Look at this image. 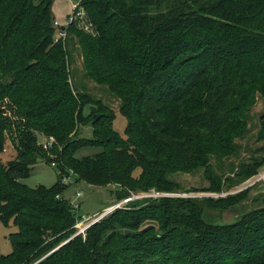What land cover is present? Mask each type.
<instances>
[{
	"label": "trees",
	"instance_id": "trees-1",
	"mask_svg": "<svg viewBox=\"0 0 264 264\" xmlns=\"http://www.w3.org/2000/svg\"><path fill=\"white\" fill-rule=\"evenodd\" d=\"M52 4L0 0V153L7 140L17 152L0 158V222L16 228L0 264H264V206L232 224L204 216L206 208L238 207L250 189L133 200L76 235L82 219L62 184L74 175L115 185L122 201L182 191L170 176L204 169L210 187L185 192H224L212 158L238 154L236 141L258 94L264 98V0H80L90 29L70 19L65 40ZM68 42L79 45L84 75L120 101L124 138L115 110L73 86ZM88 126L93 136L85 139ZM49 137L56 142L45 151ZM85 146L104 152L77 160ZM41 159L55 161L60 176L31 189L22 180ZM262 168L264 157L254 158L235 176L247 181Z\"/></svg>",
	"mask_w": 264,
	"mask_h": 264
},
{
	"label": "rangeland",
	"instance_id": "rangeland-1",
	"mask_svg": "<svg viewBox=\"0 0 264 264\" xmlns=\"http://www.w3.org/2000/svg\"><path fill=\"white\" fill-rule=\"evenodd\" d=\"M42 1L43 0H35V3L39 4ZM79 3L80 0H53L51 11L53 12L54 21L58 22L60 28L68 27L70 22L69 20L72 19L78 22V27H83L89 31L90 27L87 26V22L85 20V11L82 9L77 10ZM74 5L76 6L75 10ZM68 51L70 54L69 58L71 60L70 69L73 86L77 91L79 90L92 95L94 99H101L105 105L110 106L115 110L116 119L114 120V128L120 136L124 138L128 122L119 111L120 101L113 94L107 91L105 89L106 87L102 88L96 85L95 82L93 83L84 75V61L82 59L79 45L75 46L74 43L68 42ZM87 113H90V108H87ZM248 119L249 127L248 132L245 134L246 136L239 138L236 141L239 148L238 154L236 156L224 157L222 160L217 159L216 157L212 158V167L214 168L216 174L222 177L223 183L225 184L223 189L225 190L221 194L213 193L216 196L211 198H221L222 194H236L248 189H250V191L242 198L238 207L225 210V212H219L206 208L204 216L206 221L209 223L212 222L217 225L232 224L239 221L244 214L264 206V180L259 181L255 186L239 191L243 186L248 184L250 179L241 182L235 176L240 163L249 164L254 158L261 159L264 157V139L261 140L259 135L262 127V121L264 120V98L262 95L258 94L256 105L250 111ZM80 136L85 139L92 138V127H81ZM39 140L43 141L42 138H39ZM7 141L5 152L0 153V158L4 163L14 160L17 154L12 141ZM102 152H104V148L101 146H85L75 152V158L77 160L94 158ZM31 172L32 173L29 178L22 180V182L31 189L39 186L49 188L58 181L60 176L58 168L53 167L50 163L47 164L43 159L38 161V163L32 168ZM262 173H264V168L260 170V174ZM140 174L141 170L137 169L134 176L137 177ZM170 180L182 187V191H177L181 193H190L185 191H191L193 189H207L211 185L206 179L204 169L196 170L195 172H192V174L176 173V175L170 176ZM71 181L72 183L66 186L67 188L63 194L64 198L69 201H75L76 194L81 191L84 192V196L79 200L80 209L78 211V216L82 219L81 225H83L76 230V234L82 232L84 230L83 228H86L90 223H93L94 219L91 218L97 214L100 213L99 215H101L106 213L108 210L112 211L113 206H117L119 204L122 206L120 209L127 207V204L122 205L124 200L118 201L116 197V190L118 186L109 185L94 187L88 185L84 181L76 182V177L74 175H71ZM229 183L235 184V187L226 191L229 188ZM139 194L142 193H132V195ZM196 194L200 195V198H205L202 196L207 195V193L202 192H197ZM117 209L113 210L112 213H107V216H105L104 219L112 215ZM14 232H16V228L13 225L7 227L3 222H0L1 254H10L11 243L8 236Z\"/></svg>",
	"mask_w": 264,
	"mask_h": 264
},
{
	"label": "built area",
	"instance_id": "built-area-1",
	"mask_svg": "<svg viewBox=\"0 0 264 264\" xmlns=\"http://www.w3.org/2000/svg\"><path fill=\"white\" fill-rule=\"evenodd\" d=\"M75 9H76V6L74 5V10ZM53 26H54V28H56L58 30L57 38L60 39V40L61 39H64L65 40L66 37H67V29H63V27L60 28L58 22H56V21L54 22ZM55 142H56V140H54L53 137H49L48 139H45L44 140V142L42 143V147H43V149L45 151H48V150H50L52 148V146H53V144ZM51 165L53 167H56V168L58 167V165H57V163L55 161L52 162ZM262 180H264V173H262V174L259 173L258 175H256V177L251 178L248 181V184H246L245 186H243L239 191H241L243 189H246V188H249V187H252V186H255V185H257V183L259 181H262ZM71 183H72V181H71V175L70 176H66L65 175V177L62 179V184L63 185H68V184H71ZM239 191H237V192H239ZM196 193L197 192H191V193H181V192H177V193H166V192H161V193H157L155 191H151V192H145V193H142V194H139V195H132L128 199H125L123 201L124 203L122 205H125V204L128 205L130 203V201H133V200H142V199H145V198H153V199H161L163 197H166V198H193V197L200 198L201 196L200 195H197ZM227 195H230V193H228ZM227 195L226 194L225 195L222 194L221 197L224 198ZM83 196H84V192L83 191L78 192L76 194V200L75 201H71L72 205L75 207L76 210H79L80 209V203H78V202L81 199V197H83ZM215 196H216L215 194L209 192V193H207V195H204L202 197L209 198V197H215ZM121 207H122L121 204H119L117 206H113L112 211L115 210V209H117V208L120 209ZM112 211L111 210H108V211H106V213H103L101 215H99L100 213L97 214L96 216H94L93 218H91V219H94V222L93 223H90L86 228H83L84 230L82 232H80V233H77L76 235H82L83 233L86 232V230L90 226H92L93 224H96V223L100 222L101 220H103L104 217L107 216L106 214L107 213H110V212L112 213ZM81 222H79L76 225V230L79 229V227H82L83 224L81 225Z\"/></svg>",
	"mask_w": 264,
	"mask_h": 264
},
{
	"label": "water",
	"instance_id": "water-1",
	"mask_svg": "<svg viewBox=\"0 0 264 264\" xmlns=\"http://www.w3.org/2000/svg\"><path fill=\"white\" fill-rule=\"evenodd\" d=\"M68 18H69V17H68ZM69 19H70V18H69ZM63 29H66V28H64V27H63ZM96 118H99V116H98V115H96Z\"/></svg>",
	"mask_w": 264,
	"mask_h": 264
}]
</instances>
